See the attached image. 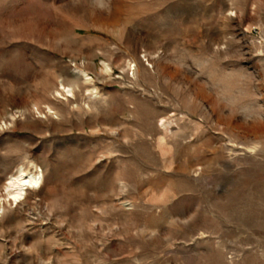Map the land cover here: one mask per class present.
I'll return each instance as SVG.
<instances>
[{
	"label": "rangeland",
	"instance_id": "1",
	"mask_svg": "<svg viewBox=\"0 0 264 264\" xmlns=\"http://www.w3.org/2000/svg\"><path fill=\"white\" fill-rule=\"evenodd\" d=\"M34 166L0 264H264V0H0V189Z\"/></svg>",
	"mask_w": 264,
	"mask_h": 264
},
{
	"label": "bare ground",
	"instance_id": "2",
	"mask_svg": "<svg viewBox=\"0 0 264 264\" xmlns=\"http://www.w3.org/2000/svg\"><path fill=\"white\" fill-rule=\"evenodd\" d=\"M78 73H81L83 76L87 77V74L82 70H78ZM60 89L61 92H57L58 96L62 94V91L65 92L67 96H73V91L70 87L61 86ZM33 168L34 169L32 171L20 169L17 174H11L7 178L6 184H4V187L0 189V209L2 210V213L5 211V209L12 208V205L18 206L19 204L27 203L29 200L36 197V190L40 187L42 174L41 171L37 169V166H34ZM27 211L28 212L26 213L25 217L28 229L38 226V222H41V220H46L47 222L53 221L52 212L46 205L43 208L42 206L40 208L38 204L34 202L33 206ZM24 252H27V249H20L17 251L8 248L7 261H13V259L19 255H22ZM44 259L45 258L43 256L37 255L33 264L50 263V261H44Z\"/></svg>",
	"mask_w": 264,
	"mask_h": 264
}]
</instances>
